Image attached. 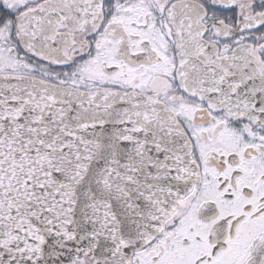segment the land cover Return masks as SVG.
Listing matches in <instances>:
<instances>
[{
  "label": "snow or ice",
  "instance_id": "obj_1",
  "mask_svg": "<svg viewBox=\"0 0 264 264\" xmlns=\"http://www.w3.org/2000/svg\"><path fill=\"white\" fill-rule=\"evenodd\" d=\"M0 264H264V0H0Z\"/></svg>",
  "mask_w": 264,
  "mask_h": 264
}]
</instances>
